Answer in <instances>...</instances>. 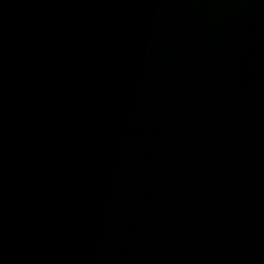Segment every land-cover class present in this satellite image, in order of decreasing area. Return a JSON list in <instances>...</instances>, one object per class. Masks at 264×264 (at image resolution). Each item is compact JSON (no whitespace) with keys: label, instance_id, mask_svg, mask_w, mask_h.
Returning <instances> with one entry per match:
<instances>
[{"label":"water","instance_id":"95a60500","mask_svg":"<svg viewBox=\"0 0 264 264\" xmlns=\"http://www.w3.org/2000/svg\"><path fill=\"white\" fill-rule=\"evenodd\" d=\"M0 264H264V0H0Z\"/></svg>","mask_w":264,"mask_h":264}]
</instances>
